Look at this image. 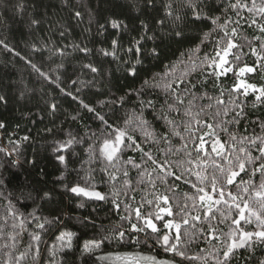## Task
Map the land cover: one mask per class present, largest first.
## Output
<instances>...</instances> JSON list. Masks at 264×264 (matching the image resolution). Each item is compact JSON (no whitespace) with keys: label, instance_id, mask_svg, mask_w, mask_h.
<instances>
[{"label":"snow or ice","instance_id":"6c2138e0","mask_svg":"<svg viewBox=\"0 0 264 264\" xmlns=\"http://www.w3.org/2000/svg\"><path fill=\"white\" fill-rule=\"evenodd\" d=\"M162 7L164 15L157 19L152 15L153 12L159 14L157 0H143L144 15L151 17L152 23L137 18L140 31L129 41L127 49L114 38L109 48L95 50L100 56L119 61L117 71L122 70L126 78L133 81V85L123 90L122 94L110 93L95 104L85 102L61 87L59 74L53 78L50 73H58L64 67L63 63L45 72L31 59L21 57L39 77L56 84L64 95L77 102V108L66 113L62 123L82 121L83 113L89 114L92 121L98 123L95 130L85 128L82 134L79 130L65 133L61 127L59 134L66 138L53 140L55 158L65 165L67 160L62 152L70 151L76 145H87L83 148L87 159L80 161L81 167L76 171L79 177L84 166H89L87 175L81 178L84 182L71 186L65 184L63 194L71 193L90 202H110L118 213L121 209L124 212L119 216V223L102 226L103 234L98 238L93 236L84 240L81 254H88L90 259L105 241H124L130 230L145 233L146 240L154 236L155 243L165 252L179 257L181 264L183 261L234 264V261L241 260L243 264H264V254H257L258 249L264 253V119L251 122L254 126L258 125L259 133L255 127L249 133L247 125L243 134L239 129L241 122L247 120L249 92L255 96L251 105L253 109L258 105L264 106V85L257 87L242 78L244 74L264 70V0H229L222 15L218 16L205 13V7L211 6L203 0H166ZM17 8L23 9L24 5L19 4ZM242 12L247 15H242ZM72 17L80 21L83 13L76 10ZM209 19L213 27L203 32L195 47L181 52L175 61L163 64L162 71L149 75L145 69V77L140 79L141 69L138 66L146 60L159 61L162 55L160 44L154 43L150 48L145 46L149 41L162 39L155 34L153 23L163 26L171 20V31L165 35L180 42L188 39L184 29L189 23ZM40 23L38 19L31 20V25ZM108 25L121 32L129 29L124 20L109 18L98 25V32H104ZM245 25L256 29L258 35L251 39L247 35L240 36L239 30ZM60 27L64 28L63 25ZM67 30L64 28L60 36H65ZM90 30V27L86 29ZM149 31L154 34L149 35ZM238 39L241 42L238 43ZM205 42L212 43L214 47L201 57L198 54ZM0 46L13 51L5 40L0 39ZM245 46L248 47L247 53L243 50ZM32 47L33 51H40L35 45ZM68 47L85 57L93 53L87 45L73 43ZM55 51L61 56L68 54L61 48ZM249 54L256 57L255 64L241 66L242 57ZM15 55L20 56V53ZM125 56L129 58L125 59ZM82 68L92 73L93 79L71 81L74 87L80 84V88H76L77 93L81 88L98 83L95 77L101 74L100 68L92 62L83 64ZM230 72L236 77V82L229 89L219 81ZM196 74L203 79H197ZM209 78L215 81L212 83L214 94H209L207 90ZM137 79H140L138 87L134 86ZM25 91L32 90L25 88L20 93L21 97ZM153 94L157 99L145 98ZM7 103L8 98L0 95V104ZM47 107L48 114L55 117L59 105L54 96ZM146 110L153 111L152 121L147 118ZM7 127V123L0 120V130ZM56 127L53 122V127L45 131L57 135L54 131ZM29 139L28 135L19 141L9 138L11 148L0 146V153L7 157L16 156L10 164L17 166L20 163V145ZM128 152L138 153L139 156L126 155ZM27 163L33 167L36 165L35 160H27ZM40 172L46 175L44 169L41 168ZM97 175L99 185L107 188V192L98 190V185L94 183ZM244 176L248 178L244 179ZM175 181H182L191 192L178 198ZM24 184L31 190L26 195L21 191L20 196L31 200L37 208L58 203L55 200L58 194L56 187L45 190L44 187L32 186L27 177ZM4 186L5 181L0 177V200L7 201L4 213L0 215V238L12 242L0 245V248L9 250L2 264H64L58 256L65 249L73 248V238L77 237V233L65 228L64 219L59 214L51 218L40 216L36 208L28 213L21 212L13 203L19 200L13 193H5ZM161 187L163 192L159 190ZM138 193L139 201L136 199ZM23 207L27 208V205ZM76 208H85V201L80 200ZM133 216L135 223L132 222ZM75 219L84 227L89 224L96 227L91 213ZM125 222L129 227H125ZM29 228L32 230L29 231ZM25 233L29 237L28 243L25 250L17 255L11 250L17 249ZM44 235L55 237L50 246H44L47 256L41 247ZM197 239H203L210 247L200 248L196 254L188 255L191 243ZM106 258L97 257L99 260ZM116 258L121 257L117 254ZM125 258L130 259L132 264H176L174 259L158 260L154 256L129 255Z\"/></svg>","mask_w":264,"mask_h":264},{"label":"trees","instance_id":"16d2710c","mask_svg":"<svg viewBox=\"0 0 264 264\" xmlns=\"http://www.w3.org/2000/svg\"><path fill=\"white\" fill-rule=\"evenodd\" d=\"M165 2L166 0H157L159 14L156 12L152 13L157 19L164 15L162 5ZM203 2L211 6V8L205 7V13L209 16H218L222 15L229 0H203ZM19 4H23L24 8H17ZM76 10L83 13L80 21L72 17V13ZM241 14L247 15L245 12ZM229 15H232V13H229ZM109 18L124 20L129 25L128 31L121 32L120 30L112 29L108 25L104 32H98V25L104 24ZM137 18L146 19L149 23H152L151 17L144 15L143 0H0V39L5 40L9 47L13 49V51H8L0 46V95H5L8 98L6 105L0 104V120H4L8 125L7 129L0 130V146H8L10 149L9 138L19 141L25 135L30 137L28 141H24L20 145V163L17 166L10 164L12 159L17 158L16 156L7 157L0 153V177L5 181V193H13L19 200L18 203L16 200L13 203L21 212L28 213L33 208H36L37 215L40 216L51 218L52 215L59 214L64 219L65 228L77 233V237L73 238V248L65 249L58 256V259H62L64 264H73V262L75 264H120L112 259V255L117 254L154 256L158 260L174 259L176 264H181L179 257H174L172 253L165 252L163 247L155 243L154 236L152 239L146 240L145 233H135L130 230L124 241H105L102 247L92 254L90 259L88 254H81V245L84 240L91 239L93 236L98 238L100 234H103L101 227L119 223V216L123 215L124 212L121 209L118 213L110 202H90L86 198L74 197L71 193L63 194L62 190L65 184L71 186V184L77 182L81 184L84 182L81 178L87 175L89 166H84V170L80 172L79 177L76 175V171L81 167L80 161L87 159L86 154L83 153V148L87 147V145H76L70 151L62 152L61 154L65 155L67 160L65 165L55 158V153L52 151L53 140L66 138L65 135L59 134L61 127L65 130V133L68 130L73 133L79 130L82 134L85 128L95 130L98 127V123L93 122L87 113L82 114V121L62 123L65 120V114L71 113L77 108V102L71 97L64 95L56 84L39 77L38 73L26 63V60L21 59V57L31 59L33 63H36L45 72L55 68L57 64L63 63L64 67L58 73H50L53 78L59 74L61 76V87L71 91L73 95L80 96L85 102L95 104L98 99L107 98L110 93L122 94L123 90L133 85L131 78H126L122 70L117 71L120 66L119 61H113L112 57L100 56L95 50L100 47L109 48L111 40L114 38L118 39L122 46L127 49L129 41L137 37L140 31L138 27L139 19ZM232 18L236 19L234 15H232ZM32 19H38L41 23L31 25ZM60 25L68 29L63 37L60 36V32L64 28H61ZM171 26V20H168L163 26L153 23L155 34L157 37H162V39H158L155 42L149 41L145 46L150 48L154 43L160 44L162 55L159 61L146 60L143 65L138 66L141 69L140 79L145 77V69L149 75L152 72L162 71L163 64L175 61L181 52L195 47L199 43L198 38L202 37L203 32L209 31L213 27L210 19L197 21L195 24L189 23L188 27L184 29L188 39L177 42L168 39L167 35H165L171 31ZM89 27L91 30L86 31ZM148 34L153 35L154 33L149 31ZM239 35H247L251 39L254 35H258V32L256 29L245 25L239 30ZM237 42L241 41L238 39ZM73 43L82 46L87 45V47L93 49V53L85 57L83 53L73 51L71 47H68ZM33 45L40 48V51H33ZM44 45H47V47H44ZM213 47L212 43L205 42L201 46V53L198 55L202 57L205 52H211ZM57 48L64 49L68 54L65 56L59 55L55 51ZM243 50L247 53L248 47L245 46ZM16 52H19L20 56L15 55ZM120 55L123 56V52ZM129 56L124 58L128 59ZM89 62L94 63L101 70V74L95 77L98 83L91 87L81 88V91L77 93L76 88H80V84L77 83L74 87L71 81L93 79V74L82 68L83 64ZM255 62L256 57L249 54L242 57L241 66L244 64L253 66ZM196 78L203 79L199 74H196ZM140 79L135 81L134 86H139ZM243 79L260 87L264 85V70L258 69L254 73H247L243 75ZM213 82H215L213 78H209L207 87L209 94H214L212 90ZM235 82L236 77L231 72L227 76L221 77L219 81V83L229 89ZM25 88L32 91H25V95L21 97L20 93ZM118 89L121 91L117 92ZM203 90L201 89V91ZM53 96L59 105V111L55 117L48 114L47 107ZM145 98L157 99L154 94ZM241 98L243 99V97ZM132 99L134 100L135 98L133 97ZM254 100V94L249 92L247 97L248 107L246 108L248 113L247 120L242 121L239 125L242 134L246 125L249 133L252 132L253 127L259 133L258 125L254 126L251 122L264 119V106L258 105L253 109L251 105ZM146 116L152 121L153 111L146 110ZM53 122L57 126L54 129L58 133L57 135H52L45 131V129L53 127ZM156 126L158 127V124ZM223 138L227 139L226 137ZM126 155L139 156L138 153L131 152L126 153ZM27 160H35V167L29 165ZM93 167L95 166L93 165ZM41 168L44 169L46 175L40 172ZM25 177L31 182L32 186L44 187L45 190L53 186L56 187L58 194H56L55 200L58 203L37 208L36 205L31 203V200L21 197V191L26 195L31 190L30 187H26L24 184ZM247 178V176H244V179ZM55 181L59 182L54 184L53 182ZM256 182H259L258 177ZM94 183L98 185V190L101 192L108 191L107 188L99 185V175H97ZM174 183L178 185V198H182L186 192H191V189L183 184L182 181H175ZM159 190L163 192L164 188L161 187ZM232 191L235 192L234 187ZM82 199L85 201V208H76V204ZM136 199L139 201V193ZM181 202L183 201L181 200ZM6 204V200H0V215H3ZM25 204L27 208L23 207ZM133 207H135V204ZM93 209L98 210L93 211ZM89 213L92 214L96 227L91 224L84 227L75 219L87 216ZM177 220H179V217H177ZM132 222H136L134 216ZM159 226L162 227V225ZM125 227H129L126 222ZM31 230L29 228V231ZM225 230L227 229L225 228ZM248 230H252V228L248 227ZM172 231L174 235L175 231ZM28 240L29 237L25 233L22 242L17 245L18 250L12 249L11 251L18 255L20 251L25 250ZM54 240V236L51 238L48 235L43 236L41 247L44 248L45 256H47V249L44 246H50ZM5 243L11 244L12 242L0 238V245ZM208 247L210 246L206 241L197 239L191 243L188 255H194L200 248ZM8 251V249L0 248V264H2L4 259H7L5 253ZM257 254L264 253H260L258 249ZM246 255L247 253H245ZM99 256L107 258L99 260L97 259ZM182 264H201V262L183 261ZM234 264H243V260L234 261Z\"/></svg>","mask_w":264,"mask_h":264},{"label":"rangeland","instance_id":"374dc122","mask_svg":"<svg viewBox=\"0 0 264 264\" xmlns=\"http://www.w3.org/2000/svg\"><path fill=\"white\" fill-rule=\"evenodd\" d=\"M245 75V74H244ZM243 78V77H242ZM132 254H134V253H132ZM113 257H112V259H114V261L115 262H117V263H120V264H132V261L130 260V259H128V258H125V257H127L128 255H126V254H121V255H119L121 258L120 259H117L116 257H117V255H112ZM132 256H134V255H132ZM139 256H141V255H139ZM145 257H147V256H145ZM141 264H144V262H141Z\"/></svg>","mask_w":264,"mask_h":264}]
</instances>
